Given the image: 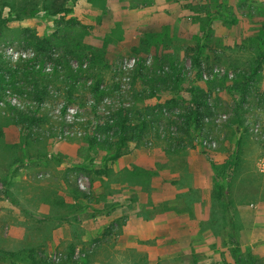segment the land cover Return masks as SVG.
<instances>
[{"label":"rangeland","instance_id":"rangeland-1","mask_svg":"<svg viewBox=\"0 0 264 264\" xmlns=\"http://www.w3.org/2000/svg\"><path fill=\"white\" fill-rule=\"evenodd\" d=\"M7 2L3 16L11 10L22 18L4 24L0 54L30 77H18L24 88L0 100V264H34L28 259L30 249L37 251L38 260L62 264L70 243L76 245L77 258L83 247L91 249L85 242L111 227L119 234L106 235L96 264H235L224 245L232 243L233 233L264 264V63L244 97L233 89L254 73L264 53V44L257 42L264 39V0ZM56 8L72 11L60 18L51 14ZM199 46L203 54L197 78L193 58ZM159 71L182 78L178 99L189 100V90L201 86L214 106L211 123L197 133L194 145L176 141L171 146L151 132L148 144L131 143L122 158L101 172L108 150L80 139L79 122L97 115L93 105L108 113L120 101L165 104L176 94L155 84ZM138 72L145 77L132 85ZM97 82L105 92L100 97L89 91ZM41 85H47L48 96L38 112L50 118L24 137L6 102L24 111L38 109L33 95ZM72 86L74 97H69ZM154 89L160 91L153 95ZM240 107L244 125L237 147L236 123H228ZM164 115H171L170 110ZM232 156L239 157V164L227 184L225 209L211 160L222 163ZM154 165L163 171L152 179ZM194 169L200 172L197 178ZM198 178L202 187L196 189ZM152 188L159 197L152 196ZM180 189H187V195ZM187 196L195 202L185 207L205 217L193 240L200 245L191 251L176 246L175 234L150 233L147 223L133 215L155 223L160 221L156 214L176 211ZM214 203L216 215L210 218ZM226 212L233 226L222 217ZM205 231L213 248L203 251ZM17 253L19 257L11 255Z\"/></svg>","mask_w":264,"mask_h":264},{"label":"trees","instance_id":"trees-1","mask_svg":"<svg viewBox=\"0 0 264 264\" xmlns=\"http://www.w3.org/2000/svg\"><path fill=\"white\" fill-rule=\"evenodd\" d=\"M8 5L9 3L7 0H0V35L2 34L4 24L9 21L20 20L22 18L19 13H13L11 10L9 11V17L3 16L4 8ZM71 11V8H56L51 14L54 16L59 15L60 18H62L65 14H68ZM262 40L264 41L263 38H258L257 42L263 45L264 42H262ZM202 54L203 48L201 46L196 47L197 56L193 58V62L194 67L199 71L196 76L197 78L201 77L200 70L202 69ZM263 63L264 53L261 52L257 58L254 73L248 77L244 76L242 78L243 84L237 83L233 86V89L240 92L242 97H244V94L246 93L247 84L251 82L254 76L259 74ZM81 69L84 68L81 66ZM141 70L142 69H140L139 72ZM139 72L134 75L132 85L137 84L139 77L141 80L144 79L145 76L142 74L139 76ZM70 73H72V71H70ZM18 77H30V74H25L24 71H19L18 69L14 70L11 65V61L7 58H3L0 54V100H3L4 95L11 93V91H21L22 88H24L16 82ZM155 79L157 80L155 84L162 85L165 90L175 93L176 96L166 100L165 104H161L158 107L138 106L136 102L134 103L129 101L126 103L124 101H120L115 107H113V109H110L108 113L101 112L96 105H93L94 113L97 115L93 118L88 116L86 117V120L79 122L82 126V132H78L80 139H83V141L90 147H101L108 150L104 158V163L106 165L101 172L106 170L108 167L107 163L115 162L122 158L129 150L131 143L148 144L150 141L149 134L151 132L158 134L159 139H165V141L171 143V146H174V142L176 141L181 143L180 145H183L185 141H189L187 143L188 145H194L193 142L196 141V139L198 140L197 133L203 131L204 127L208 123H211L210 119L214 115V106L210 103L205 90L201 86L191 88L189 90L191 97L189 100L185 101L178 99L177 97L180 92L179 85L182 82V78L179 74L176 75L165 72L161 74V71H159L158 75H155ZM37 89L36 94L33 96L40 103L38 109L33 111H24L20 106L11 104L8 101L6 102V106L12 110L13 121L21 126L24 137H30L35 126L45 124V122H48L50 118L48 116L49 114L38 112L39 109L42 108L41 103L44 102V99L48 96L47 85L37 86ZM73 90V86L71 90H68L69 97H74ZM89 91L95 97H100L105 93L104 90L100 89V82L95 83ZM159 91L160 90L158 89H154L153 95H156ZM140 95L143 96L142 93H140ZM145 97L153 98V96ZM180 101L182 103H180ZM177 108L179 111L176 112L175 109ZM65 109L66 107H64L63 112H65ZM165 109L170 110L171 115L165 116ZM239 109L242 108L240 107L236 109L235 115L232 117V121L228 123V125L236 123L235 134L237 137L235 146L237 147H239L242 142V137L239 135L241 134L244 125L243 115H241ZM160 128H162V130H160ZM62 133L65 135V130ZM211 164L215 172L214 177L217 182L216 187L218 186V193H216L218 198L222 200V203L225 204L227 201V184L230 181L231 174L235 171L239 164V157L234 158L232 156L222 163L211 160ZM101 172L98 171V174ZM216 205L217 204L215 203L211 205L210 218H213V215H216L214 212ZM228 207L229 202L226 203L225 209H228ZM222 217L231 223V226H233V219L229 212H226ZM107 234L117 235L119 232L115 230V228L111 227L108 229ZM107 234L97 236L95 239L85 242V246H90L91 249L87 248V250L86 247H83L80 249V255L77 258L75 257L76 245L70 243L67 257L66 259H63L64 263L62 264H96L97 260H94V257L106 246L108 241L106 237ZM230 235L234 240L232 243L230 242L229 244L224 245H229L235 264H261V261L257 258V256H255L251 248H243L240 245L238 235H235L234 233ZM11 255L14 257L20 256L19 253ZM28 259H30L31 263L34 264H50L49 262L38 260L37 251L35 249H30L28 251ZM134 263L139 264V261L135 260Z\"/></svg>","mask_w":264,"mask_h":264},{"label":"crops","instance_id":"crops-1","mask_svg":"<svg viewBox=\"0 0 264 264\" xmlns=\"http://www.w3.org/2000/svg\"><path fill=\"white\" fill-rule=\"evenodd\" d=\"M153 167V166H152ZM129 168H132V166H129ZM156 172H153V178H155L156 173H157V177H159V173L161 172L162 169V165L158 166V165H154V169ZM196 170L195 176L197 178V173L199 174L200 172ZM214 173V172H213ZM201 179H197L196 181H194L193 183V187L196 189H199L200 187H202L201 185ZM157 186L156 183L152 184V187ZM188 189V188H187ZM187 189H180L178 191L183 192L184 194L182 195H187L185 194L187 191ZM189 191V190H188ZM152 196L153 197H159V191L158 189L156 190L155 188H152ZM163 196V195H161ZM166 199H169V197H166ZM204 201H206V205L209 204V200H208V196L204 195ZM194 200L191 199L190 196H187L186 198V202H182L181 206H177V210L174 212H161L156 214V218L160 219V221H157L155 223H152L151 221H147L146 219L143 221L144 217L141 214H133L134 217L137 219H139V223L140 224H144L147 223V225L149 226L150 229H152V231H150V233H156L158 232L160 235H176L173 239L176 240V246L180 247L181 249L185 250V251H191L193 249V247L195 246H199L200 243H197L194 240V235L198 234L199 232V225L201 222V218H205L203 214L200 213L199 210H197L198 212H193L191 211L190 208L193 204H194ZM172 203H176V200L172 201ZM185 203L188 205V207H185ZM199 204V203H198ZM177 205V204H174ZM155 206V205H154ZM188 208V209H186ZM131 213L128 214V218L130 219ZM142 220V221H141ZM146 225V224H145ZM194 226V227H193ZM204 243L203 245H205L207 243L206 246H201L203 251L209 250L211 248H213L212 244L210 245L209 241H208V237L210 236V232L209 231H205L204 234ZM253 238H255V236H253ZM246 244V243H245ZM222 250L225 248H221ZM150 250V249H148ZM211 259L212 257L209 256ZM208 257V258H209Z\"/></svg>","mask_w":264,"mask_h":264}]
</instances>
